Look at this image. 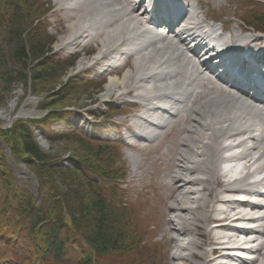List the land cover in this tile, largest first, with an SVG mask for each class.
<instances>
[{"label": "trees", "instance_id": "1", "mask_svg": "<svg viewBox=\"0 0 264 264\" xmlns=\"http://www.w3.org/2000/svg\"><path fill=\"white\" fill-rule=\"evenodd\" d=\"M11 3L9 16L0 17V106L16 84L30 82L32 92L38 94L44 86L52 89L51 83L74 66L72 62L59 72L56 69L61 63L50 57L56 39L41 24L46 9L39 0ZM72 90L78 86L63 84L42 104V109L51 111L48 117L0 127V143L5 141L14 156L24 158L37 180L36 197L18 187L0 146V256L4 260L11 252L15 263L22 264H108L110 255L128 250L126 213L123 204H116L121 192L118 183L125 179L113 154L117 149L77 133L49 134L52 148L46 152L33 136L34 128L48 131L51 120L60 121L64 113L53 110L70 106ZM71 142L80 144L82 155L71 152V163L65 166V152H55L53 146Z\"/></svg>", "mask_w": 264, "mask_h": 264}, {"label": "rangeland", "instance_id": "2", "mask_svg": "<svg viewBox=\"0 0 264 264\" xmlns=\"http://www.w3.org/2000/svg\"><path fill=\"white\" fill-rule=\"evenodd\" d=\"M96 1L98 2V0L87 1V5L85 7L83 6L80 10L78 8L68 11L66 8H74L72 6L77 5V3L74 1L66 2V0H39V5L48 10L43 21V27L47 28L48 36L57 40L54 46V52H56L55 61L59 58L63 64L56 69L59 72L72 62H74V66L68 69L58 82L51 83L52 89H50V85L44 86L43 91L38 94L32 92L30 82H27L26 85L16 84L10 96L7 97L5 105L0 106V127L2 129L7 128L8 125L20 119L31 120L37 117H43L40 112L41 103L48 102L49 100L47 99H50L63 84L69 83L72 85L75 83L78 86L80 85V87H78V90H72L70 92L68 96L70 98L68 99L70 106L61 107L65 112H58L61 116L62 113H68L70 115L67 117H59L61 121H65L53 125V129L49 126L55 137H60L57 136L59 133H67L71 129L74 130L72 126H75L76 122L83 129H89L92 126L95 127L96 134L99 137L110 140L118 136L119 132L125 131L123 123L130 122L129 125L132 124L136 127L139 122V118H137L138 112L139 115L146 116L144 109L135 107L134 104L129 103L130 100L139 103L136 99L124 95L122 96L124 99L122 101V98H119V94L121 93L120 89L112 88L111 91L108 89L112 80L117 82L129 75L134 70L137 62H139L138 60L131 58L127 62V65L117 73L98 78V76H95L98 73L94 69L95 65L93 63L94 59L100 58L101 52H103V47L99 41L88 43L85 38L79 39L77 44L72 45L66 52L63 50V44L71 40V24L85 16V14L94 16L98 13V10L102 9L101 5L99 8L93 9ZM203 1L204 5L208 4L210 7L207 13L210 18L219 19L225 23L230 22L232 26L237 21L241 22L242 19L243 21H250L252 16L254 18H260L262 17L261 14H264V1L260 0ZM11 2L12 0H4L3 4L5 6L0 3L1 19L7 18L11 13V7L7 6ZM232 17L233 19L231 20ZM250 23L255 25L252 21ZM3 29L4 26L2 27V31ZM125 31L121 35H113L111 43L115 44L121 37L123 38L132 30ZM75 36H78V34L76 33ZM74 47L78 53L71 55L70 52L72 51L70 50H73ZM82 69L85 70L82 71ZM139 71L143 73L140 67ZM89 78H92L91 80L95 83L84 87L85 82L90 80ZM132 81H135L134 76L131 77L129 83H132ZM133 95L136 94L134 93ZM129 98L131 99L128 100ZM126 100H128V105L124 103ZM178 129L176 127L171 131H167L166 134L168 135L165 134L164 138L160 136L162 139L153 145L147 146L145 149L134 150L126 146L122 147V145L120 146L119 144H115V141H112L118 148V150H114L115 152L113 151L117 160H120L118 168L125 176V182L122 183L123 189L118 193L116 204H123L121 210L126 213V226H128V233L130 232L129 236L131 238L128 243V250L126 252H115L110 255L106 259L108 264H205V262L198 258H192L190 256L192 254L199 256L204 251L199 249L189 251L187 250V245L185 246L186 250L179 253L186 256V259L176 263L172 260L175 249L171 236L174 235L177 237L178 234L171 232V226L166 221L169 218L175 220V217L169 213L166 218H160L161 210L169 211L177 193L176 190L170 189L172 185L170 176H173L172 174L175 173L174 164L172 165L171 162L177 156L179 144L184 137L182 133L178 132ZM79 145L76 142L61 143L53 146V148H55V152H65L64 157L67 158L71 155V152L82 155L80 154ZM0 146L3 150L5 161L15 176L17 186L22 187L32 196L36 197L37 180L27 168L25 159L14 156L5 141L2 140ZM40 147L46 152H50L52 148L45 141H41ZM220 158H223L222 153ZM134 163L136 164V168ZM219 167L221 168V165ZM112 185H115V183ZM114 187L111 186V188ZM213 200L214 198H212ZM175 224L176 228H181L177 223ZM198 233L209 238V233H207L204 226V230L200 232L193 231L191 238L190 236H182L180 238L181 244L187 243L189 238L194 242L201 243L202 239L197 236ZM133 242L138 247L133 246ZM18 254H21V252ZM2 258L0 256V264H5V262H10L9 264H22L18 261L15 263L11 252L5 255V260Z\"/></svg>", "mask_w": 264, "mask_h": 264}, {"label": "bare ground", "instance_id": "3", "mask_svg": "<svg viewBox=\"0 0 264 264\" xmlns=\"http://www.w3.org/2000/svg\"><path fill=\"white\" fill-rule=\"evenodd\" d=\"M83 1L85 3L91 0ZM99 5L102 6V9L98 10V12L102 14L99 15L97 13V18L93 19L90 14H85V16L79 18L70 26L72 32L70 39H73L74 42L80 36L85 37L89 42L99 41L103 47V52H101L100 58L95 59L96 63L102 61L108 51L115 48V44L125 42V39L121 37L115 44L111 43L113 35H121L128 28L134 30V35H138V32L142 33L141 30L138 31L139 25L146 23L145 14L141 12L140 6L132 4L130 1L98 0L95 4L96 9L97 7L99 8ZM82 8L80 7V9ZM99 17L102 18L101 23L96 28L94 23L98 22ZM88 29L95 31L94 36L87 31ZM76 33L78 36H75ZM233 39L238 40L237 44L243 41L239 37H234ZM175 41L184 45V40L180 36H177ZM256 41L261 42L259 39H256ZM163 43L166 45L168 42L164 41ZM140 52L141 54L137 58L140 64L137 62L134 70L123 79L117 82L112 80L108 89L110 91L112 88L120 89V97L124 95L132 96L135 93L136 98L144 105L146 110L150 108V105L152 107L153 103L151 102L159 99L171 101L174 98L177 100L182 95L180 90L175 93L179 86L178 78L180 74L165 78V83L162 84V94L171 95L172 97L165 96L160 98L159 95H156V89L159 86L155 84L156 78L154 75L156 77L159 76L153 73L156 70L168 71L172 63H177L176 66H179V64L184 63L183 59L186 57L183 54L179 55L172 46L160 47L156 42H150ZM139 67L143 70V73H140ZM84 70L82 69V71ZM162 74L164 77V72ZM133 76L135 81L129 83ZM168 80H172V83H168ZM197 86L199 90L205 89L203 87L201 89L199 84ZM207 91L208 89H205V92ZM212 92L200 99L198 96L189 99V103L194 105L187 109V119L178 129V132L182 133L184 137L179 144L177 156L171 162L172 165L174 164L175 173L170 176L172 181L170 189L176 190L177 193L169 211L161 210L162 213L160 214L161 219L166 218L169 213L175 217V220L169 218L166 221L171 226V232L178 234L177 237L171 236L175 249L172 260L175 263L185 260L186 256L176 254V252H184L187 245V250L189 251L193 249L204 251L199 256L196 254L190 256L198 258L205 264H231V262L238 264H264V215L254 218V216L248 217L246 214L248 211L264 210V207L259 203L238 202L232 199V196L238 190L246 187L249 178L264 173V136L256 138L258 136L250 133V128L245 130L240 128L235 131L237 124L243 126L248 121L250 123L251 119H258V121L260 119L258 115L252 118L254 113L249 112L245 103L231 99L228 96L217 95V93L213 97L211 95H214L215 92ZM244 107L247 110H244ZM154 108L157 110L146 111L147 117L142 118V124L136 125L139 131L142 130V135L144 136H146V129L153 123L148 119L161 118V114L165 113V111L156 106L151 109ZM178 119L179 117L173 122ZM259 125L264 127V123L261 121H259ZM127 129L130 132L133 127ZM239 136H243V138L236 141L234 138ZM143 139L145 137H142L141 140ZM153 140H156V138ZM225 140L238 143L236 148L239 151L242 150V152L240 155L236 152L234 159L245 161L240 167L230 164L227 167L229 169V172L227 171L228 177L225 175L226 172L219 167V163L222 160L220 157L222 152L230 151L234 148V145H225L223 143ZM134 166L136 168L135 163ZM231 178H237L238 180L232 182ZM255 185L257 187L264 186V177H261L260 181ZM212 198H214L213 201ZM240 220L258 225L255 228H248V230L233 227L231 222L239 223ZM175 223L181 228H176ZM209 224L211 225L209 226ZM204 226L207 233H209V238L198 233L197 236L202 239V242L197 243L191 240L192 232H200L204 230ZM237 235L251 236L252 239L246 240L241 244L236 240ZM182 236H190L187 243L181 244L180 238ZM227 245L231 247L227 249ZM252 247L257 251V258L252 263L236 258L237 252L247 253L245 249H252Z\"/></svg>", "mask_w": 264, "mask_h": 264}]
</instances>
